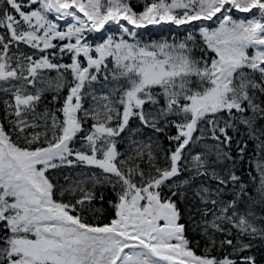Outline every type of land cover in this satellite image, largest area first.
<instances>
[{"label":"snow or ice","instance_id":"snow-or-ice-1","mask_svg":"<svg viewBox=\"0 0 264 264\" xmlns=\"http://www.w3.org/2000/svg\"><path fill=\"white\" fill-rule=\"evenodd\" d=\"M0 264H264V0H0Z\"/></svg>","mask_w":264,"mask_h":264}]
</instances>
